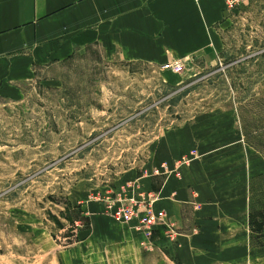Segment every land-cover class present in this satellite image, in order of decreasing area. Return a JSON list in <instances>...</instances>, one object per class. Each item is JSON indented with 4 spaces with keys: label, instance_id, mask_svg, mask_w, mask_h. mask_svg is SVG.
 <instances>
[{
    "label": "rangeland",
    "instance_id": "1",
    "mask_svg": "<svg viewBox=\"0 0 264 264\" xmlns=\"http://www.w3.org/2000/svg\"><path fill=\"white\" fill-rule=\"evenodd\" d=\"M212 25L213 39L190 64L183 61L179 83L156 64L107 61L99 53L0 76V264H134L133 249L120 262L106 245L89 243L97 213L108 225L135 222L144 264H182L178 240L167 238L204 231L199 218H206L187 210L189 221L176 228L167 210L155 208L165 173L174 163L184 175L191 164L212 162L206 184L220 188L203 191L205 198L218 200L223 190L238 198L232 186L240 154L248 209L237 216L241 222L233 216L215 230L221 239L242 231L221 241L207 264H264V229L257 226L264 219V0L223 5ZM224 154L234 155L226 171ZM181 183L197 208V182ZM149 207L167 213L168 236L154 233L167 228L161 223L149 235ZM129 208L137 210L131 220L115 217Z\"/></svg>",
    "mask_w": 264,
    "mask_h": 264
},
{
    "label": "crops",
    "instance_id": "2",
    "mask_svg": "<svg viewBox=\"0 0 264 264\" xmlns=\"http://www.w3.org/2000/svg\"><path fill=\"white\" fill-rule=\"evenodd\" d=\"M223 5L224 0H0V76L6 71L21 74L34 66H52L77 55L99 53L107 61L156 64L169 78L179 83L182 75L163 69L162 64L170 61L190 64L194 55L200 53V46L209 45V39H213V36L209 38L210 28L212 32V24ZM163 146L168 148L167 141L162 142ZM175 149L178 150L177 147ZM165 151L161 148L158 154L163 155ZM226 156L222 161L224 171L231 168L233 161L230 159L234 155H221ZM204 162L187 166V174L184 171V175L177 173H180L181 166L177 170L176 163L172 166L166 162L171 170L165 173L161 192L157 193L159 199L155 208L167 210L169 220L175 221L176 228L184 227L189 221L191 214L187 210L194 209V215L206 218L195 219L202 222L204 231L197 234L178 231L174 237L169 235L167 238L171 242L178 240L182 264H207L215 259L212 257L219 252L216 247L221 241L228 236L231 243L242 231L224 235L221 239L215 229L223 227L233 216L236 223L241 222L242 218L237 216L248 209L247 169L242 165V155L239 158V177L232 186L239 187L238 198H232L225 190L222 199L205 198L203 191L208 195L211 189L213 194H217L220 187L215 183H211L210 188L207 186L204 170L215 168L216 164L210 162L206 167ZM182 179L197 182L202 197L199 200L198 194L195 195L199 202L197 208L191 206L190 188L180 184ZM145 184L153 192L152 181ZM96 205L98 208L100 204ZM106 218L99 213L91 215L94 233L89 237V243L106 245L108 252L113 251L120 262L128 258L127 251L133 249L134 264H144V256L136 250L143 234L133 228L135 222L130 225L112 221V225H108ZM155 231V234L160 232V237L168 236L165 234L167 228L157 227ZM245 244L220 246V250L228 247L231 252V246L242 247ZM204 249H209L207 254H195ZM116 263V259L111 262Z\"/></svg>",
    "mask_w": 264,
    "mask_h": 264
},
{
    "label": "built area",
    "instance_id": "3",
    "mask_svg": "<svg viewBox=\"0 0 264 264\" xmlns=\"http://www.w3.org/2000/svg\"><path fill=\"white\" fill-rule=\"evenodd\" d=\"M246 0H224L225 3V7L228 9H234L237 6H239L240 4H242L243 2H245ZM162 68L165 70H171L175 73H181L184 68H185V63L184 62H170V63H166L162 65ZM150 194V193H149ZM136 199V198H133ZM152 203H154V201H150L147 204H144V207H148V205H151ZM134 204H138V203H134ZM135 208H129L127 210H125L122 213H116L115 217L118 220H131L133 218V216L135 215ZM137 211V210H136ZM166 220L169 222L168 220V216L167 213H164L163 211H159V212H154L153 209L151 207H149L148 212L144 218V223L146 224V226L151 229L149 232V235L152 236V231H154L155 227L158 226L159 223H161L162 225H166L167 226V231L169 230V226L168 223L166 222ZM160 224V225H161ZM171 237H174V234H170Z\"/></svg>",
    "mask_w": 264,
    "mask_h": 264
},
{
    "label": "trees",
    "instance_id": "4",
    "mask_svg": "<svg viewBox=\"0 0 264 264\" xmlns=\"http://www.w3.org/2000/svg\"><path fill=\"white\" fill-rule=\"evenodd\" d=\"M67 211V210H66ZM70 211V210H69ZM263 217H264V214L262 213ZM250 218H251V225L253 224H256V221L254 220V214L251 212V215H250ZM71 220V219H70ZM72 221V220H71ZM90 221V220H89ZM59 224H61V222H58ZM260 228H263L264 229V219L261 223H259L257 225Z\"/></svg>",
    "mask_w": 264,
    "mask_h": 264
}]
</instances>
